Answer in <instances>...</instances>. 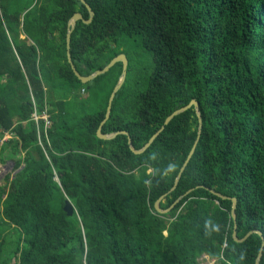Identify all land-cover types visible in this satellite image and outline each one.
<instances>
[{
    "label": "trees",
    "instance_id": "obj_1",
    "mask_svg": "<svg viewBox=\"0 0 264 264\" xmlns=\"http://www.w3.org/2000/svg\"><path fill=\"white\" fill-rule=\"evenodd\" d=\"M70 56L81 76L136 40L151 55L144 73L128 61L97 139L121 63L81 84L66 58L78 0H0V146L19 150L0 187V237L16 238L0 264H254L264 239V0H84ZM106 52V53H105ZM65 83L66 96L58 93ZM88 93L90 95H88ZM85 94V96H83ZM87 94V95H86ZM48 115L49 125L32 115ZM171 169V170H170ZM57 179V180H56ZM237 201L235 221L231 202ZM193 189L166 214L175 200ZM67 200L73 214L63 212ZM3 254V256H2ZM4 258V259H2ZM259 264H264V247Z\"/></svg>",
    "mask_w": 264,
    "mask_h": 264
},
{
    "label": "water",
    "instance_id": "obj_2",
    "mask_svg": "<svg viewBox=\"0 0 264 264\" xmlns=\"http://www.w3.org/2000/svg\"><path fill=\"white\" fill-rule=\"evenodd\" d=\"M86 9L87 13H88V19L87 20H84L82 18V16L78 13H75L71 19L69 20L68 22V26H69V29L67 30V33H66V36H65V48H66V58H67V62L70 66V69L74 75V77L81 83V84H87V83H90L92 82L95 78L101 76V75H104L105 73H107L109 71V69H111L115 64L117 63H121V73H120V76L117 80V83L116 85L114 86L110 96H109V99H108V104H107V108H106V111H105V115H104V119L103 121L100 123L97 131H96V137L97 139L99 140H102V141H109V140H112L114 139L115 137L117 136H120V135H123V136H126L127 137V144H128V148L130 150V152L134 155H139V154H142L144 151H146L148 149V147L152 144V142L155 140V138L164 130L165 126H167L170 121L184 113L185 111H187L188 109L190 108H193L194 112H195V116L197 118V136H196V140L193 144V147L191 148L189 154L187 155L186 157V160L184 161L183 165L181 166L176 178L174 179V183H173V187L171 188V191L174 190L175 186L177 185L179 179H180V176L181 174L183 173L185 167L187 166L192 154H193V150L195 148V145L198 141V138H199V135H200V131H201V116H200V112H199V106L197 104L196 101L194 100H191L187 105L185 106H182L181 108L175 110L174 112H172L163 122V125L157 130V132L148 140V142L140 149V150H134L132 145H131V141L128 137V134L126 132H123V131H118V132H114V133H110V134H102L101 133V127L103 126V124L108 120L109 118V114H110V109H111V102L112 100L116 97V93L119 91V89L121 88V86L123 85L124 83V80H125V77H126V69H127V60L125 58V56L123 55H118L116 56L115 58H113L104 68H102L101 70H98V71H95L94 73L84 77V76H81L79 75V73L76 71L75 67L73 66V63L71 61V56H70V36H71V33L72 31L74 30V27H75V24L77 21H82V23L84 24H90L92 19H93V12L92 10L90 9V7L84 2V0H78ZM57 180V179H56ZM205 190L207 192H209L211 195L215 196L216 198H219L221 200H229L231 202V209H230V217L231 219L233 220V222L235 221V209H236V204H237V201L236 199L234 198H231V199H228L218 193H216L215 191L211 190V189H206ZM193 189L187 191L184 195L178 197L175 202L170 206L169 209L163 211L159 208V202L161 201V199L163 197H160L155 203H154V209L156 212H158L159 214H166L169 212V210L171 208L174 207L175 204H177L182 198H184L185 196H187L190 192H192ZM63 212L68 216L70 217L72 214H73V208L71 206V204L65 200L64 202V205H63ZM253 234H256L260 237L261 239V246H260V249L258 251V254L255 258V261H254V264H259L260 263V259L262 257V250H263V247H264V239L261 235L260 232L256 231V230H252L250 232H248L242 239L238 240L236 238V232H235V225L233 226V232H232V239L235 243H242L244 242L249 236L253 235Z\"/></svg>",
    "mask_w": 264,
    "mask_h": 264
},
{
    "label": "rangeland",
    "instance_id": "obj_3",
    "mask_svg": "<svg viewBox=\"0 0 264 264\" xmlns=\"http://www.w3.org/2000/svg\"><path fill=\"white\" fill-rule=\"evenodd\" d=\"M120 50L122 52L121 55L125 56V58L127 57L128 61H134L140 69L142 68L144 70V73H150L151 68H152L151 55L144 52L136 40L122 43L120 45ZM57 86H60L58 88V93L60 95H63L62 97L66 96L65 90H64V86H66L65 83L59 82ZM88 95L90 94L88 93ZM83 96H85V94H83ZM12 138L14 139L12 135H8L6 132H4L0 138V146L3 142L8 141L9 139H12ZM2 153H3L2 158L4 160L3 162L0 161V187L5 186L4 179L7 175L13 176V174L17 172V170L13 169L14 160H17L18 158L20 159L22 158V154L19 152L18 149L12 150V148H8V149H5ZM0 224H1V221H0ZM15 234L13 230H10V229H6L4 232H2L1 237H0V243L5 241V243L1 247L2 252L4 254L13 253L14 248H15V245L13 243L14 239L16 238ZM2 239H4V241ZM199 264H213V262L208 260L207 257H203L199 260Z\"/></svg>",
    "mask_w": 264,
    "mask_h": 264
},
{
    "label": "built area",
    "instance_id": "obj_4",
    "mask_svg": "<svg viewBox=\"0 0 264 264\" xmlns=\"http://www.w3.org/2000/svg\"><path fill=\"white\" fill-rule=\"evenodd\" d=\"M32 118H34L33 120L34 121H37V120H43L44 121V129L46 128L47 125H49V120H48V116L46 114V112H42L39 116H37L35 113L32 115Z\"/></svg>",
    "mask_w": 264,
    "mask_h": 264
},
{
    "label": "clouds",
    "instance_id": "obj_5",
    "mask_svg": "<svg viewBox=\"0 0 264 264\" xmlns=\"http://www.w3.org/2000/svg\"><path fill=\"white\" fill-rule=\"evenodd\" d=\"M171 170V169H170Z\"/></svg>",
    "mask_w": 264,
    "mask_h": 264
}]
</instances>
